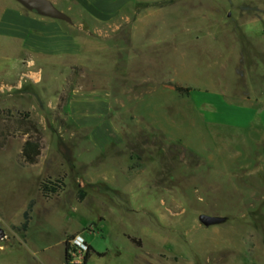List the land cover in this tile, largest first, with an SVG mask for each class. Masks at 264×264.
Returning a JSON list of instances; mask_svg holds the SVG:
<instances>
[{
    "label": "rangeland",
    "instance_id": "1",
    "mask_svg": "<svg viewBox=\"0 0 264 264\" xmlns=\"http://www.w3.org/2000/svg\"><path fill=\"white\" fill-rule=\"evenodd\" d=\"M260 1L135 0L111 24L67 3L78 56L0 63V264H85L75 240L87 264H264V129L219 120L262 119Z\"/></svg>",
    "mask_w": 264,
    "mask_h": 264
},
{
    "label": "crops",
    "instance_id": "2",
    "mask_svg": "<svg viewBox=\"0 0 264 264\" xmlns=\"http://www.w3.org/2000/svg\"><path fill=\"white\" fill-rule=\"evenodd\" d=\"M51 1L58 8L67 3L76 5L89 18L111 24L135 0ZM260 2L264 5V1ZM257 38L264 39V33ZM81 49L80 40L67 29L65 20L40 15L17 0H0V63L4 60L10 61L15 69L25 70L30 69L32 64H37L35 56L74 57L81 53ZM257 114L258 111L248 106L240 111H225L219 120H226V115H231L230 117L237 120L232 122L236 123L243 116L245 119L243 124H256L264 129V112L261 114L262 119ZM257 117L263 124L254 122Z\"/></svg>",
    "mask_w": 264,
    "mask_h": 264
},
{
    "label": "trees",
    "instance_id": "3",
    "mask_svg": "<svg viewBox=\"0 0 264 264\" xmlns=\"http://www.w3.org/2000/svg\"><path fill=\"white\" fill-rule=\"evenodd\" d=\"M175 89L178 92L189 91V89H185L181 86H175ZM61 100L65 101L67 105L70 102V98H66L65 95L61 97ZM27 124H28L27 125L28 127H25L23 130V133L27 136V138L22 148V157H23L24 163L29 164V165H34L39 162L41 154H42L43 136H42L41 131L39 130V128L34 122L29 121ZM33 206H34V202H31L27 210L24 212V222L22 223L20 227H17L18 230L23 231V232L28 231L30 227V222L32 220V216L30 213L33 210ZM73 237L75 236L68 237L66 240L65 257H66L67 263H70L72 261V258L70 256V250H71V240L73 239ZM131 240L133 242L137 241L136 238H131ZM86 244L88 246V249L85 252V256H84L85 264H87L88 261L90 260V257L92 256V252H95L92 245L88 243Z\"/></svg>",
    "mask_w": 264,
    "mask_h": 264
},
{
    "label": "water",
    "instance_id": "4",
    "mask_svg": "<svg viewBox=\"0 0 264 264\" xmlns=\"http://www.w3.org/2000/svg\"><path fill=\"white\" fill-rule=\"evenodd\" d=\"M29 10L37 12L40 15L50 18L65 20L69 23H73L71 17L61 9H59L51 0H17ZM200 221L206 225L211 226L215 224L223 223L226 218L223 216H214L209 214H201ZM4 235V230L0 228V239Z\"/></svg>",
    "mask_w": 264,
    "mask_h": 264
},
{
    "label": "built area",
    "instance_id": "5",
    "mask_svg": "<svg viewBox=\"0 0 264 264\" xmlns=\"http://www.w3.org/2000/svg\"><path fill=\"white\" fill-rule=\"evenodd\" d=\"M75 245L77 246H80L81 248L80 249H82V248H85V249H88V246H87V244H85V243H83V242H81V241H79V240H75ZM77 246V247H78Z\"/></svg>",
    "mask_w": 264,
    "mask_h": 264
}]
</instances>
